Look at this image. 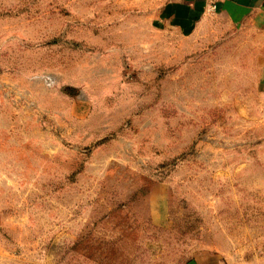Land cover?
Returning <instances> with one entry per match:
<instances>
[{
  "label": "rangeland",
  "instance_id": "1",
  "mask_svg": "<svg viewBox=\"0 0 264 264\" xmlns=\"http://www.w3.org/2000/svg\"><path fill=\"white\" fill-rule=\"evenodd\" d=\"M163 0H0V264H264L260 49Z\"/></svg>",
  "mask_w": 264,
  "mask_h": 264
},
{
  "label": "crops",
  "instance_id": "2",
  "mask_svg": "<svg viewBox=\"0 0 264 264\" xmlns=\"http://www.w3.org/2000/svg\"><path fill=\"white\" fill-rule=\"evenodd\" d=\"M161 17L183 38L197 36L210 25L213 31L234 30L260 49L258 86L264 94V0H163ZM186 264H230L216 252H200Z\"/></svg>",
  "mask_w": 264,
  "mask_h": 264
}]
</instances>
